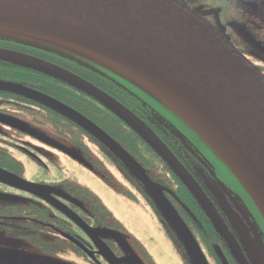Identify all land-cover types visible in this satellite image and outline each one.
Listing matches in <instances>:
<instances>
[{
    "label": "flooded vegetation",
    "instance_id": "af4514ba",
    "mask_svg": "<svg viewBox=\"0 0 264 264\" xmlns=\"http://www.w3.org/2000/svg\"><path fill=\"white\" fill-rule=\"evenodd\" d=\"M181 1L223 35L219 28L224 24L223 8L217 2ZM230 2L236 6L234 15L224 25L231 40L223 36L264 73V0ZM0 49L59 66L130 110L185 173L94 95L52 76L57 81L14 80L9 74L15 69L26 74L29 68L0 60V80L60 101L110 136L176 210L209 264H264V218L256 204L220 157L156 94L47 45L0 37ZM0 168L48 188L39 195L0 182V264H157L154 249L160 243L184 264H194L146 184L108 146L65 115L4 91H0ZM114 180L127 186L125 194L150 216V225L136 231L122 222L100 183Z\"/></svg>",
    "mask_w": 264,
    "mask_h": 264
},
{
    "label": "water",
    "instance_id": "95a60500",
    "mask_svg": "<svg viewBox=\"0 0 264 264\" xmlns=\"http://www.w3.org/2000/svg\"><path fill=\"white\" fill-rule=\"evenodd\" d=\"M0 37L62 50L146 87L220 157L264 218V73L200 13L181 0H0ZM0 60L94 95L184 172L139 118L86 80L50 62L14 51L0 49ZM0 91L49 107L94 134L146 184L194 264H209L176 210L110 136L40 91L2 80ZM0 182L39 195L48 189L1 168ZM57 207L75 218L67 208Z\"/></svg>",
    "mask_w": 264,
    "mask_h": 264
},
{
    "label": "rangeland",
    "instance_id": "374dc122",
    "mask_svg": "<svg viewBox=\"0 0 264 264\" xmlns=\"http://www.w3.org/2000/svg\"><path fill=\"white\" fill-rule=\"evenodd\" d=\"M214 2H217V5L223 8L222 19L224 18V20L221 21L222 23L227 25L228 22L230 21L229 18L234 15L233 12L235 10L234 7H236L235 4L233 6L230 0H202L203 5L212 4ZM246 2L247 0H244V2L242 3H246ZM192 8L197 12V9H194V7ZM212 21L214 22L215 20ZM224 24L221 25L219 28L223 33V35L230 41L231 40L230 36L227 34L228 27H226V25ZM89 177L92 179L90 175ZM80 178H84V176H80ZM100 183L104 186V191L106 190V193L104 192V195L106 197L107 203L111 206V208L114 211L117 212V214H119V216L122 217V222L127 227L131 228V230L137 231L141 227L150 225V216L143 211L141 205L133 201L125 194L124 191L128 190L126 185L124 184L120 185L118 181L115 180L112 182V184L110 183L107 184V182L102 183V181H100ZM154 252L155 255L157 256V261H158L157 264H184L181 257H179L174 251L171 252L169 248L162 243H160L156 247V249H154Z\"/></svg>",
    "mask_w": 264,
    "mask_h": 264
},
{
    "label": "trees",
    "instance_id": "16d2710c",
    "mask_svg": "<svg viewBox=\"0 0 264 264\" xmlns=\"http://www.w3.org/2000/svg\"><path fill=\"white\" fill-rule=\"evenodd\" d=\"M25 68V67H24ZM28 73L21 74L18 72V70H14L10 75H12V79L14 80H20L21 82H28V83H39V82H53L57 81L53 78H51L49 75H46L44 73L38 72L36 70H27ZM4 76L8 75V72L4 71Z\"/></svg>",
    "mask_w": 264,
    "mask_h": 264
}]
</instances>
